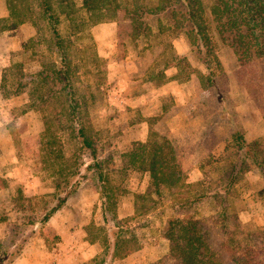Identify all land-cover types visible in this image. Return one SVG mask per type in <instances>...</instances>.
I'll use <instances>...</instances> for the list:
<instances>
[{"label":"rangeland","instance_id":"rangeland-1","mask_svg":"<svg viewBox=\"0 0 264 264\" xmlns=\"http://www.w3.org/2000/svg\"><path fill=\"white\" fill-rule=\"evenodd\" d=\"M45 1L52 18L58 20L64 62L54 47L43 0H6L8 18L0 21V35L22 24L33 32L24 42L23 29L18 31V38L0 42V64H7L0 68V129L12 142L9 162L3 165V174L11 177L0 178V185L5 186L0 192V222L8 224L0 242L5 243L14 233L27 235L31 228L24 225L34 220V233L26 245L30 244V259L35 264H99L105 258L109 232L124 236L128 246L121 244L120 253L127 248L130 253L104 264H171L165 260L169 243L163 229L176 213L172 191L161 189L155 195L148 174L129 163L134 145L145 143L150 133L174 144L185 182L193 185L184 191L190 200L201 196L198 203L188 207L195 217L211 218L224 207L231 218L235 216L237 226L229 227L235 237L238 231L244 234L264 228V188L249 196L253 216L246 221L240 218L247 207L244 200L250 184H258L260 177L264 180L258 168L243 172L231 184L222 205L212 195L226 184L224 175L234 169L236 157L230 153L234 150L229 125L212 119L209 98L200 86L208 73L202 46L212 49L207 63L227 94L245 140L253 144L264 138V121L248 97L247 85L239 78L243 72L227 41L231 38L220 35L210 15L216 0H190L203 11L205 43L187 24L185 10L177 6L152 18L145 35L125 40L122 45L116 21L108 18L111 12L92 16L83 8V0ZM130 1L120 0L128 9ZM100 18L103 20L97 21ZM177 56L182 58L165 69ZM51 69H64L69 76L71 103L77 106L71 124L85 130L95 150V161L65 123L67 90L54 79L38 77L41 71ZM161 86H165L163 90ZM212 132V140L200 142ZM260 146L258 153L264 151ZM94 162L99 170L93 181L81 185L52 216L61 228V239L54 227L38 224L56 204V178L60 173L82 174ZM102 186L115 199L114 214L106 223L101 214ZM148 187L153 191L150 196Z\"/></svg>","mask_w":264,"mask_h":264},{"label":"trees","instance_id":"trees-1","mask_svg":"<svg viewBox=\"0 0 264 264\" xmlns=\"http://www.w3.org/2000/svg\"><path fill=\"white\" fill-rule=\"evenodd\" d=\"M143 2L145 0H142ZM141 0H131L130 5H122L120 0H83V8L92 16L102 15L111 12L117 24V38L119 44H124L125 40H133L145 35L147 23L152 18L166 14L167 11L182 7L185 10V20L190 28L195 32L196 37L201 42L207 41L205 35V18L203 11L196 8L195 3L190 0H156L142 2ZM147 1V0H146ZM44 12L50 23V31L55 49L60 52V60L65 61V50L63 40L60 37L56 26L58 20L52 18L49 13V6L43 0ZM170 13H173L171 11ZM210 15L219 28L220 35H229L227 40L230 48L233 49L238 59L242 74L239 78L247 85L248 97L254 103L264 121V0H216L211 7ZM103 20L100 18L97 21ZM205 45V44H203ZM201 51L205 52L204 64L207 75L200 81L202 92L207 95L210 101L212 119L216 122L225 121L229 125L230 143L236 157L233 162V170L227 172L224 177L226 184L219 187L212 195L218 200V205L223 204V199L228 195L232 183L250 168L256 167L264 176V151L258 153L257 146L264 149V138L256 143H248L244 134L235 120L234 112L227 100V94L222 91L218 83V77L207 63V56L211 52L210 46H202ZM203 54V52H201ZM182 58L177 56L167 62L165 69L172 67L177 60ZM220 63H217V66ZM56 69V68H55ZM43 70L38 74L40 80L54 79L58 84L63 85L67 90L68 108L65 123L69 126L70 132L75 138L80 140L81 145L90 151L92 159L95 161V150L91 140L86 135L83 127L75 128L71 123L77 114V106L71 103L72 91L71 82L67 72L60 70ZM220 71V67H218ZM19 92L16 91V94ZM48 122H46V125ZM49 126V124H48ZM48 129V127H47ZM212 131V130H211ZM215 133H210L209 137H203L200 142L213 139ZM55 137H53L54 139ZM217 139H215L216 143ZM230 149V151H231ZM229 149L226 148V152ZM129 163L136 170L144 171L148 174L149 187L154 190L155 195L160 194L161 189L172 192L171 196L176 201L175 215L170 218L163 229V237L168 241V257L166 261L171 264H264V228L254 229L242 234L238 231L237 237L229 228L232 224L237 226L235 216L230 217L222 207L220 214L211 218H197L194 212L188 208L195 205L201 196L188 197V192L183 188L193 185L185 182L183 167L176 156L174 144L169 139L150 133L145 143L134 145L129 154ZM99 170V164L86 166L84 172L72 174L67 172L59 174L54 186L56 204L50 208L49 212L40 219V225L46 226L50 218L61 209L67 199L71 197L81 185L93 181L94 173ZM75 175L77 180L73 182ZM101 176L98 177V180ZM199 184V183H198ZM62 191V194L60 193ZM182 191V193H181ZM107 188L101 187L102 220L106 223L109 215L114 214L113 202L109 196ZM111 197V198H110ZM36 224L34 220L26 222L24 227H30L27 235L12 234V238L4 243L0 242V264H12L17 259L26 245L30 235L34 233L32 227ZM19 242L15 244V242ZM104 257L99 264H104L106 260L122 259L130 252L127 248L124 253H120L119 246L127 247L124 236L110 233L105 237ZM12 249V251H10ZM164 260V261H165Z\"/></svg>","mask_w":264,"mask_h":264},{"label":"crops","instance_id":"crops-1","mask_svg":"<svg viewBox=\"0 0 264 264\" xmlns=\"http://www.w3.org/2000/svg\"><path fill=\"white\" fill-rule=\"evenodd\" d=\"M7 18H8V9L6 6V0H0V21H2V20L4 21ZM20 29H23V31L26 32V36L24 37V35H23L22 42H24L25 38L28 39L31 37L33 32H32V29L30 28V26L22 24L19 28L12 29V30H6V31L2 32L0 35V42L3 38L7 39V40L18 38V35L20 36V34H18V31ZM6 51H9V50L6 49ZM6 65H7L6 63L0 64V68H1V66L5 67ZM0 72H1V70H0ZM165 86H167V84ZM165 86H161L160 89L163 90V87H165ZM174 93H176V91L173 90L172 95H174ZM2 131L3 130L0 129V148H2V152L0 154V178L4 179L6 177H11L10 175L3 174V172H4L3 171L4 170L3 165L6 162H9L8 157L10 155L9 152H11L9 146L12 142L10 141V136L8 135V133L2 132ZM3 148H5V150H3ZM247 179H248V181H251V176H247ZM250 185H251L250 191L246 193L245 200H244V204H246L247 207L240 214V218L243 220H245V219L249 220L253 216V214L255 213L253 206L250 205L252 203V201H251L252 198H250L249 196L252 192L258 191V189L264 188V180L260 177V179H258V184L255 183L254 185H252V184H250ZM256 185H259L260 188H258V186H256ZM4 189H5V186L0 185V192L4 191ZM6 193L9 194V191L7 190ZM256 203L259 204L258 201H256ZM261 222L264 223V219H262ZM57 223H58L57 219H53L51 217L50 220L47 222L46 226L54 227L55 230L57 231V235H59L61 237V239H63L62 234L59 232V231H61V228L58 227ZM257 225H260V224L258 223ZM7 226H8L7 223L0 222V240H2V238L5 236V234H3L2 231L4 230V228H7ZM30 258H31L30 244L29 245L27 244L26 246H24L21 255L17 259H15L12 264H35L34 262L31 261Z\"/></svg>","mask_w":264,"mask_h":264}]
</instances>
